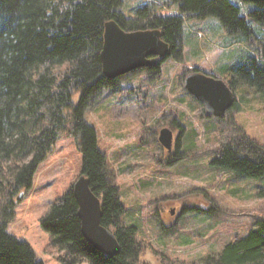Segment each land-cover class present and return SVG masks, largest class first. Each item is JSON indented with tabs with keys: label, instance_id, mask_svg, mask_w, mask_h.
<instances>
[{
	"label": "trees",
	"instance_id": "obj_1",
	"mask_svg": "<svg viewBox=\"0 0 264 264\" xmlns=\"http://www.w3.org/2000/svg\"><path fill=\"white\" fill-rule=\"evenodd\" d=\"M240 1L254 5L248 18L264 26V0ZM122 3L0 0V264H43L31 246L10 234L8 227L14 220L15 208L32 189L40 164L63 136L73 138L82 157L79 176L88 178L91 191L100 199L101 225L115 236L119 252L107 257L84 239L72 183L60 199L51 203L40 221L41 228L51 237L50 247L57 250V261L148 264L139 260L141 246L136 240V227L119 220L124 207L114 182L116 174L98 146L97 132L87 121L86 113L99 103L104 92H116L121 81L131 76L144 74L143 82L156 85L164 61L182 60L186 19L213 17L227 34H253L247 17L241 16L240 9L229 0H167L165 5L148 1L134 9L133 17L121 12ZM172 5L179 15L158 14V8ZM111 21L125 32L159 30L162 41L169 46L166 57L151 68L106 78L100 53L105 26ZM222 69L232 91L246 85L264 95V59L247 56L244 63L225 65ZM127 91L142 94L136 102L140 107L138 119L144 124L145 110L154 100H148V89L141 90L140 86ZM76 94L77 101L73 102ZM235 109L234 100L230 110ZM174 124L177 126V121L170 120V125ZM145 129L147 134L150 128ZM156 139L153 144H157ZM176 141L174 153L168 152L162 164L172 166L183 159L180 139ZM209 165L237 178H264V146L242 134L215 149ZM198 210L184 207L181 213ZM198 264H264V216L255 218L244 235L233 238L219 253L205 256Z\"/></svg>",
	"mask_w": 264,
	"mask_h": 264
},
{
	"label": "rangeland",
	"instance_id": "obj_2",
	"mask_svg": "<svg viewBox=\"0 0 264 264\" xmlns=\"http://www.w3.org/2000/svg\"><path fill=\"white\" fill-rule=\"evenodd\" d=\"M122 1L121 12L133 17L134 9L142 3L165 5L167 0ZM229 1L247 17L252 35L227 34L213 17L186 19L182 60L164 61L156 85L143 82L144 74L131 76L121 81L116 92H104L99 103L86 113L97 132L98 146L116 174L114 182L124 207L119 220L136 227L139 260L148 264H198L244 235L255 218L264 216V178H237L209 165L215 149L242 134L264 146V95L240 85L234 90L237 109L215 119L207 116L203 105L183 88L184 78L194 69L227 84L223 66L244 63L247 56L264 59V26L253 23L247 15L254 5ZM158 14L179 15V11L172 5L158 8ZM136 86L148 89V100H154L145 110L144 124L138 119L140 107L136 102L142 94L127 91ZM77 98L76 94L72 101ZM172 119L177 126L170 125ZM146 127L150 128L147 134ZM162 128L171 130L174 143L180 139L179 151L184 154L172 166L162 164L169 151L157 139L158 145L153 144ZM81 165L73 138H59L40 164L32 189L15 208L8 232L26 241L43 264L60 263L40 221L51 203L78 178ZM184 207L199 210L182 214Z\"/></svg>",
	"mask_w": 264,
	"mask_h": 264
},
{
	"label": "water",
	"instance_id": "obj_3",
	"mask_svg": "<svg viewBox=\"0 0 264 264\" xmlns=\"http://www.w3.org/2000/svg\"><path fill=\"white\" fill-rule=\"evenodd\" d=\"M169 46L162 41L157 29L123 31L115 22L105 26L100 53L102 73L108 79H115L136 69L151 68L165 58ZM185 92L200 102L208 116L222 118L233 105L234 96L230 87L220 79L192 72L184 78ZM158 142L166 150L172 146V132L168 128L159 131ZM77 203L80 231L87 243L113 257L119 252L115 236L101 225L100 199L91 191L89 180L78 176L72 185ZM173 214V211H170Z\"/></svg>",
	"mask_w": 264,
	"mask_h": 264
},
{
	"label": "flooded vegetation",
	"instance_id": "obj_4",
	"mask_svg": "<svg viewBox=\"0 0 264 264\" xmlns=\"http://www.w3.org/2000/svg\"><path fill=\"white\" fill-rule=\"evenodd\" d=\"M204 108V107H203ZM204 110H205V108H204ZM206 112V111H205ZM175 148H176V141H175V143H174V140H173V142H172V150L174 151L175 150ZM171 211V210H170ZM173 211V210H172Z\"/></svg>",
	"mask_w": 264,
	"mask_h": 264
}]
</instances>
